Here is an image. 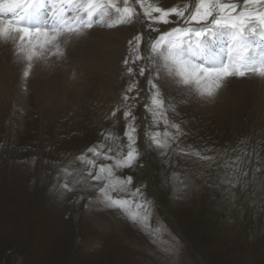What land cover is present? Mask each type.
<instances>
[{"label":"rangeland","instance_id":"374dc122","mask_svg":"<svg viewBox=\"0 0 264 264\" xmlns=\"http://www.w3.org/2000/svg\"><path fill=\"white\" fill-rule=\"evenodd\" d=\"M144 2L194 5V0ZM129 5L142 16L135 0ZM94 27L121 29L125 40L116 71L99 63L82 68L74 91L58 101L38 100L31 85L23 96L11 92L0 101V264H264V111L253 91L241 86L238 97L207 98L202 109L196 92L173 93L162 86L146 60L129 64L133 72L127 71L123 60L136 54L128 43L135 36L142 37L139 54L151 55L145 51L150 30L144 23ZM158 35L151 32V39ZM150 74L164 100L157 121ZM14 84L11 80L9 87ZM125 112L136 118L139 155L116 175L131 177L130 192L139 189L151 202L147 227L95 203L103 184L91 181L92 166L78 159L112 164L88 151L102 143V151L123 147L126 154L131 117ZM109 133L118 139L106 141ZM156 133L167 149L154 144Z\"/></svg>","mask_w":264,"mask_h":264},{"label":"snow or ice","instance_id":"6c2138e0","mask_svg":"<svg viewBox=\"0 0 264 264\" xmlns=\"http://www.w3.org/2000/svg\"><path fill=\"white\" fill-rule=\"evenodd\" d=\"M123 2L124 6L120 7L116 0H48L46 14L50 18V24L29 26L27 21L34 17L39 7L38 0H0V41L12 42L17 51L24 55L27 66L23 76L27 78L35 59L47 62V53L53 49L56 54H63L62 37L83 34L97 24L111 28L136 19L150 30L149 39L144 44L145 51L150 50L151 55L142 57L139 54L142 37L137 35L134 41L128 42L130 47L134 44L133 52L136 54L131 59L127 56L124 58L125 66H135L137 61L144 59L149 66H154L156 77L162 66L169 76L176 78L177 83L193 86L199 96L209 99L214 98L230 78H264V53L248 54L249 37L264 39V0H242V4L232 0H194V5L185 3L171 8L135 0V4L142 10V16L137 14L135 7L129 5V0ZM69 11L71 16L66 15ZM5 14L11 15L6 18ZM153 25L168 26V30L154 28ZM151 32H158L159 35L151 39ZM225 32L229 41L226 49H222L226 59L221 60L218 54L210 51L208 41ZM189 54L205 56L206 62L197 63ZM127 71L132 73L133 67L128 66ZM138 74L143 77L145 68L140 67ZM154 79L150 74L148 84L155 90L151 94V110L153 120L157 121L163 115L164 100L161 99V90ZM124 98L128 99L127 96ZM124 116L131 117L124 132L127 138L126 154H122L123 147L118 150L107 146V150L102 151L106 147L102 143L99 149L91 147L88 151L93 157L103 156L104 160H111L112 164H97L96 159H86L84 155L78 159L92 166L88 169L91 181L103 184L98 188L97 185H92L98 191L95 203L120 210L128 220L147 227L151 216V202L143 200L139 189L130 192L131 177L121 179L116 175L117 170L132 167L139 155L135 147L136 126L133 123L136 118L130 112H125ZM165 135H168L167 131ZM158 136L159 133L153 135L154 144L167 149V141L162 143ZM117 139L111 133L105 136L106 141ZM62 188L70 191L67 183Z\"/></svg>","mask_w":264,"mask_h":264},{"label":"bare ground","instance_id":"6f19581e","mask_svg":"<svg viewBox=\"0 0 264 264\" xmlns=\"http://www.w3.org/2000/svg\"><path fill=\"white\" fill-rule=\"evenodd\" d=\"M45 1L48 3V0ZM39 8H41L40 5L36 11L37 16H39ZM69 13L71 12L69 11ZM10 15L11 14H5V17L8 18ZM121 32V29H119V31L117 29V31L107 32L93 27L80 35L68 34L61 38V49L63 54H56L55 49H53L51 52L47 53V62L43 59H35L30 75L27 78L23 76V71L27 66L24 55L17 51L15 44L12 42L0 41V101L11 94V92L23 96L22 91L28 85H31L36 90V93L40 97L38 100L43 99V101H45L49 98L57 100L59 96L62 97L77 86L78 74L82 71V68H94L99 63L106 66L110 71H116L119 63L118 59L123 51L120 40H125ZM223 37L227 38L225 43ZM253 39L259 40L256 46L250 47V55L253 53L257 55L264 53V39L258 37H254ZM65 40L67 43H63ZM260 40L262 41L260 42ZM228 41V36H218L208 41V48L212 53L218 54V47H221V51L222 49H226ZM218 55L222 60L221 54ZM191 59L197 63L206 62V57L201 55H191ZM152 68H154V66ZM158 77L160 79L159 83L165 88L171 86L173 93L181 92V90L184 89H190L191 92H196L193 86L177 83L176 78L169 76L167 70L162 66ZM11 80L16 81V84L9 87ZM167 84L168 86H166ZM241 86L244 88L248 87L253 91L257 108L259 111L263 112L264 78L257 76H249L240 79L230 78L225 82L216 96L222 95L224 98L228 96L238 97L240 94L239 88ZM196 95L197 104L201 105L202 109H204L205 104L201 101H205L207 98L199 96L197 92ZM209 102L210 101H208V103ZM209 104L211 105L212 103ZM208 110H210V108Z\"/></svg>","mask_w":264,"mask_h":264}]
</instances>
